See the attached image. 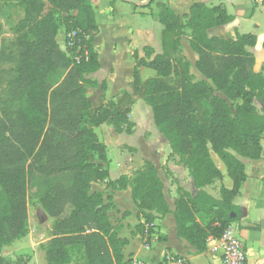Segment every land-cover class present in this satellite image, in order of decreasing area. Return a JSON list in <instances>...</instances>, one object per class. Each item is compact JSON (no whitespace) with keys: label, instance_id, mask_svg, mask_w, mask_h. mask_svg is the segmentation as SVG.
Masks as SVG:
<instances>
[{"label":"trees","instance_id":"trees-1","mask_svg":"<svg viewBox=\"0 0 264 264\" xmlns=\"http://www.w3.org/2000/svg\"><path fill=\"white\" fill-rule=\"evenodd\" d=\"M184 19L183 24L162 6V53L150 47L143 48L144 58L134 53L132 95L150 108L156 130L198 190L193 195L177 187L172 214L178 238L201 252L206 237H221L240 218L231 201L246 179L243 160H257L262 151L264 110L258 112L254 103L264 101V77L253 71L254 58L247 51L255 45L254 36L224 40L208 35L232 21L222 5L194 4ZM61 29L66 42L73 33L68 43L72 52L78 50L76 63L56 42ZM184 29L197 55L198 81L190 63L176 58ZM97 34L89 0H0V251L25 235L27 199H33L53 220L46 264H69L75 254L82 264H130L122 255L126 241L117 237L118 226L108 215L110 197L105 202L103 193L91 190V184L107 178L102 165L91 161H106V147L93 126L108 123L115 133L127 135L135 128L128 118L129 94L90 117L85 89L93 82L86 76L100 68L93 46ZM142 67L155 77L142 83ZM211 154L232 181L231 190L220 187V200L201 190L222 180ZM133 176L110 181L108 187L130 188L143 221L136 232L142 236L145 229L150 235L154 222L170 213L163 184L149 161ZM0 264L12 263L0 258Z\"/></svg>","mask_w":264,"mask_h":264},{"label":"crops","instance_id":"crops-1","mask_svg":"<svg viewBox=\"0 0 264 264\" xmlns=\"http://www.w3.org/2000/svg\"><path fill=\"white\" fill-rule=\"evenodd\" d=\"M138 2V4H131L128 0H89L98 27V34L93 40V46L98 55L100 54V50L97 48L98 41L115 43L125 40L126 37L129 40H133V42H141L143 47L152 48L155 54L162 53L160 39H158V34H161L163 29L162 25L158 22L159 12L155 16L151 14L150 18H148V11L139 10L140 8L145 9L147 6L141 5L142 2L140 1ZM158 2L160 4V11L162 6L169 7L180 18L183 24L185 23L184 17L189 15L190 7L194 4H203L208 8L222 5L227 15L232 17V21L227 25L210 29L208 35L224 40H235L236 35L250 34L254 36L256 38L255 45L247 47V51L254 58L253 71L260 73L264 77V14L258 9V2L264 4V0H158ZM127 12L130 16H126ZM149 21L152 22V28L147 26ZM156 23L161 25V30L157 28ZM189 37L190 31L184 29V35L179 41L176 58H185L190 63V69H195L197 55L189 48ZM183 47L185 51L181 54L180 51ZM101 66L102 64H100ZM129 66L130 72H132L134 67L132 57L129 58ZM114 72L117 74L121 73L117 69ZM198 75L200 74L198 73ZM109 90L111 89L108 88L107 92L103 94L106 100H110ZM114 135L122 141L123 146L134 148L135 156H140L151 163H154L153 158L157 156L161 157L162 152L159 155L157 151H154L150 156L148 155V152H150L149 148L152 146L151 142L147 140L143 139L144 144L135 146L134 131L131 135L124 133H115ZM263 137L260 142L262 147L260 158L257 160H243L246 179L238 194L231 201L234 206L239 208L240 218L231 222L226 230L228 235L234 236L242 243L246 256L245 264H264ZM211 157L222 175V180L214 181L211 185L201 190L213 199L220 200V187L223 186L225 189L231 190L232 181L227 176L226 170L220 160L214 154H211ZM121 167H124L122 175H126V164H122ZM156 167L159 170L160 167ZM167 170L170 177L160 179L163 184L164 199L170 213L154 222L152 225L153 232L150 235L148 234L145 239L144 234L147 233L146 230L141 236L135 229L143 221L137 218V211L130 196V189L126 188L119 191L108 190L103 183H95V189L92 186L93 191L98 193L111 191L110 194L105 195V197L110 196L112 198L110 203L113 207L108 212V215L118 226L117 237L126 241L122 247L124 260L147 264H163L168 258H175L180 259L185 264H224L222 259L223 239L221 237H206L204 250L201 252H198L187 241L178 238L172 214L175 210V200L177 199L176 188L180 187L193 195L198 190H195L193 187L188 172L184 167L172 161L168 163ZM158 176L160 177L159 173ZM111 181H113V178H111ZM233 216L232 214L231 217ZM203 220L207 221V218L204 217ZM197 221L201 225L203 224L200 217ZM146 239L148 240L147 243H145Z\"/></svg>","mask_w":264,"mask_h":264},{"label":"rangeland","instance_id":"rangeland-1","mask_svg":"<svg viewBox=\"0 0 264 264\" xmlns=\"http://www.w3.org/2000/svg\"><path fill=\"white\" fill-rule=\"evenodd\" d=\"M141 4H144V1ZM139 10L148 11V18H150L151 14L155 16V14L160 12V4L158 0H151L145 9L140 8ZM126 16H130L128 12ZM147 26L152 28V22L149 21ZM156 26L159 30L162 29L159 23H156ZM6 36V38H8L10 35L7 33ZM65 37H67V35H65L64 30L61 29L56 37V42L59 48L64 51L74 63H76L79 61V56L77 55L78 50L72 52L71 44L68 43L70 42L71 38H73V33H71L69 36L68 42L65 41ZM158 39H160V34H158ZM127 40H129L128 37H126L123 41L121 40L115 43L98 41L97 48L100 50L99 61L102 66L96 73L86 76L87 79L93 82V85L88 86L85 89L87 99L91 105L89 114L91 119H93L95 118L99 109L109 107L107 105L109 101L115 103L116 100L123 94H129V96H132V103L128 108V118L136 125L134 129L135 146L142 145V140L144 139L148 142H151V146L153 147L149 148V156L152 155L154 151H157L159 155L162 152L161 157L157 156L153 158L155 164H152L155 167H160L157 171L161 179L169 178L170 176L168 175L167 165L172 161L177 164L178 157L171 155V151L166 141L155 129L150 108L144 103L142 99L132 95V72H130L129 68V58L132 57L135 64V60L133 58L134 53L142 58H144L145 55L143 52L144 47L141 42ZM184 51L185 48L183 47L180 51L181 54H183ZM114 67L121 72V75L114 72L116 71ZM139 73L142 83L155 77V72L148 68H140ZM190 73L192 74L194 81L202 79L194 68L190 69ZM168 83L170 86L174 85L171 80ZM108 88L111 89L109 90L110 100H106V97L103 95L105 92H107ZM254 106L258 112L264 110L263 102L255 103ZM93 132L95 133L98 141L106 147L105 162L101 163L95 157L91 159L93 164H101L107 172V178L104 181L97 183L105 184L106 189L110 190L111 188L108 187V184L110 183L111 178H113V181L118 180L122 176L132 178L137 171L143 168L144 162L147 160L140 156H135L134 148L123 146L122 141L114 135L115 132L113 131V128L110 124L105 123L100 126H93ZM122 164H126V175H122L124 172V167H121ZM92 186L95 189V183L91 184V190L93 191L94 189H92ZM110 193L111 191H105L103 193L104 201L106 198H108V196L105 197V195ZM110 199L112 201L111 197ZM111 201H109V204H111ZM26 210L27 228L25 235L14 240L10 244L2 246L0 258L3 259L5 263L12 264L17 262L22 264H46L45 248L51 238V225L53 220L43 212L38 202L33 199H27ZM147 235V233L144 234V239ZM132 262L134 261H130V264H132ZM69 264H82V261L79 259V255H73Z\"/></svg>","mask_w":264,"mask_h":264},{"label":"built area","instance_id":"built-area-1","mask_svg":"<svg viewBox=\"0 0 264 264\" xmlns=\"http://www.w3.org/2000/svg\"><path fill=\"white\" fill-rule=\"evenodd\" d=\"M228 229V228H227ZM226 229V230H227ZM222 234L223 253L222 259L224 264H245L246 256L242 247V243L234 236L228 235L227 231ZM132 264H147L134 261ZM163 264H185L180 259L168 258Z\"/></svg>","mask_w":264,"mask_h":264},{"label":"water","instance_id":"water-1","mask_svg":"<svg viewBox=\"0 0 264 264\" xmlns=\"http://www.w3.org/2000/svg\"><path fill=\"white\" fill-rule=\"evenodd\" d=\"M151 0H145L144 4H141L143 6H147L150 3ZM129 3L131 4H138L139 2L137 0H128ZM258 9L260 10V12H262L264 14V8L262 6V4H260L258 2Z\"/></svg>","mask_w":264,"mask_h":264}]
</instances>
